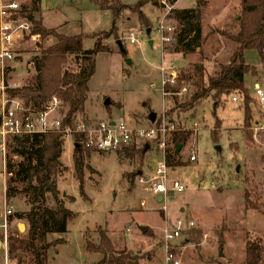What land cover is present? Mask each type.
Returning a JSON list of instances; mask_svg holds the SVG:
<instances>
[{"label":"rangeland","instance_id":"rangeland-1","mask_svg":"<svg viewBox=\"0 0 264 264\" xmlns=\"http://www.w3.org/2000/svg\"><path fill=\"white\" fill-rule=\"evenodd\" d=\"M137 1L115 0V4L130 8ZM239 2L205 0L200 20L203 38L200 46L191 51L173 52L164 49V46L171 47V41L161 42L157 30L164 23L175 25L176 33L181 24L169 17L166 6L159 0L141 7L142 23L136 12L123 9L116 19L113 34H108L112 20L110 10H101L88 0H40L39 12L34 13V17H40L45 28L69 36L82 34L83 50L91 49L96 38L103 46L94 55V72L87 82V98L79 118L123 119L129 124L145 125L153 112L157 124L161 120L171 121L192 131L180 150L184 164L169 172L171 178L183 183L185 190L171 191L161 201L147 189L149 172L154 162L162 158L156 144L134 158L119 157L115 151H91L81 178L85 200L80 196L79 179L73 166L72 142L66 138L61 154L65 169L57 175L56 184L59 197L75 217L68 222L65 233L47 236L48 241L62 240L48 250L47 264H96L99 255L86 252L83 245L85 239L96 242L99 230H106L115 249L140 252L143 256L139 264H160L156 244L165 216L170 219L182 216L194 221V227L186 234L190 241L181 243V264H242L247 240L263 247L264 264V114L254 98L256 87L264 88V76L257 52L248 50L244 58L245 63L255 68L254 74L245 76V84L252 94L249 104L252 119L247 127L243 126L241 100L231 101L234 94L222 96L213 114L210 98L186 110L173 107V100L179 105L189 96L187 85L172 96H164L161 91L163 73L166 77L173 72L177 77L181 72H193L194 67L202 63L205 74H213L219 63L227 62L232 43L222 32L232 30L229 26L239 13ZM195 5V0H178L171 7L184 9ZM22 21L24 18L19 19V23ZM130 32L136 38L135 43L127 40ZM117 40L124 53L116 44ZM53 41L49 37L42 44L48 46ZM35 42L36 37L23 30L10 46L13 60H0V81L4 82L2 74H6L7 87H20L32 75L30 59L37 51ZM64 69L77 70L73 58H69ZM172 85H176V81ZM59 108L56 115H62ZM212 130L217 131L215 140L210 136ZM246 132L251 134L249 140ZM6 152L5 146V156ZM191 155L194 160L189 159ZM6 178L0 154L1 216L6 205H11L14 212L26 210L23 199L5 201ZM141 199L145 201L144 208L139 207ZM249 201H256L259 207L252 208ZM46 202L52 205L50 195ZM21 223L25 225L22 232L18 230ZM142 227L146 228L145 232ZM25 230V221L18 219L8 222L6 227L9 234H23ZM2 235L0 231V264H15V258L7 260L3 256L2 249L6 250V245ZM146 253H153L152 257L147 258ZM20 258L22 264H30L28 255L20 254Z\"/></svg>","mask_w":264,"mask_h":264},{"label":"trees","instance_id":"trees-1","mask_svg":"<svg viewBox=\"0 0 264 264\" xmlns=\"http://www.w3.org/2000/svg\"><path fill=\"white\" fill-rule=\"evenodd\" d=\"M101 10H110L112 14L111 27L108 34L115 33V22L123 9H131L138 15L140 23L143 22L141 7L155 0H138L132 7L115 4V0H88ZM173 5L176 0H166ZM192 8L169 10V17L181 24V28L173 35L171 47L164 46L175 52L191 51L200 46L201 14L205 0H195ZM40 0H29L22 6L18 17L28 18L30 32L28 35L36 37V54L31 57L33 73L27 82L20 87H5L4 91L9 98L21 100L25 106L35 111L43 109L45 103L52 97L60 102L59 110L62 111V128L69 126L74 128L73 116L83 112L84 102L87 98V82L94 72V55L103 49L98 38L91 49L83 50V35H64L53 28H45L40 17H34L39 12ZM232 30L222 32L232 43V50L227 62L219 63L213 74H205L204 66L198 63L193 72H181L176 77V85L164 84L163 91L167 94L178 92L183 85L190 88L187 98L177 105L173 100V107L186 110L199 105L203 100L210 98L213 101V114L219 105L222 96L234 94L242 102L243 126L247 127L252 119L249 104L251 96L245 84V76L254 74L255 68L245 63L244 53L253 50L257 52L264 76V0H240L239 13L229 26ZM52 37L53 43L43 46L45 39ZM73 58L77 70L64 69L69 58ZM6 74L3 81L6 84ZM255 98V96H254ZM148 122L150 124L149 115ZM218 121H215V125ZM62 128L46 133H33L11 135L6 138V156L4 171L5 201L19 198L23 199L26 210L14 212L7 217L8 222L13 219L24 220L26 230L23 234H7L6 257L8 260L16 259L15 264H22L20 254L30 257V264H47L48 250L59 244L62 240L48 241L50 234H61L67 230V224L75 217V213L65 207L59 197L56 184L57 175L65 169L60 161L63 151L64 138ZM247 131V130H246ZM192 131L183 125H175L166 141L165 161L172 169L184 164L180 158V150L189 140ZM213 140L217 137V131H210ZM251 134L246 132L245 137L250 139ZM73 166L79 179L80 196L87 200L82 188V171L87 167L86 160L91 151L78 142V136L74 137ZM147 145V149H145ZM150 143L132 144L130 146L114 150L119 157L134 158L147 152ZM180 149L177 151V146ZM12 156V157H11ZM14 157V158H13ZM17 159V160H13ZM264 162V158H263ZM47 195L52 197V205L46 202ZM252 208H258L256 201H249ZM192 229L189 230V232ZM188 242L190 238L188 236ZM157 242L156 248L159 249ZM86 252L99 255L96 264H139L140 252H130L126 249H115L106 230H99L96 242L85 239ZM244 260L242 264H263V247L252 240H247L244 247ZM153 253H146L151 258Z\"/></svg>","mask_w":264,"mask_h":264},{"label":"built area","instance_id":"built-area-1","mask_svg":"<svg viewBox=\"0 0 264 264\" xmlns=\"http://www.w3.org/2000/svg\"><path fill=\"white\" fill-rule=\"evenodd\" d=\"M29 1V0H28ZM166 6V12L172 8L166 0H159ZM177 1V0H176ZM27 0H0V60L3 58L13 60L10 46L22 31L30 32V24L24 18L22 24L19 23V11L25 5ZM23 19V18H22ZM175 25H166L161 23L157 33L161 42L169 43L173 40L175 34ZM127 40L135 43L136 38L133 33H129ZM160 71L163 73L164 68ZM3 80V74H2ZM176 81V75L170 72L166 77L162 74L161 91L162 95H166L163 91L164 84H173ZM5 83L0 81V154L2 161L5 163V141L8 136L46 133L49 131L59 130L62 128L63 115H56L60 102L57 98L52 97L48 100L43 109L35 111L17 98H9L4 89ZM255 99L264 114V88L256 87L254 90ZM233 103L238 98L233 95L231 97ZM74 128L63 126V138H69L72 144H75L74 137L78 136V142L95 151H114L132 144H147L149 151L152 144H156L157 149L162 153V158L154 162L147 180V189L157 196H161L162 200L166 199L171 191L181 192L185 190L183 183L177 179L170 177V167L165 161L166 141L171 131L174 130L175 124L171 121L161 120L145 125H133L125 122L123 119H108L91 121L79 118L78 114L73 116ZM196 125V123H194ZM194 160V155L189 157ZM139 207H145V201H139ZM13 213L11 205H6L3 209L2 223L0 224L3 233V243L7 246L8 224L7 217ZM194 227V221L190 218L177 216L173 219L166 216L162 219V228L158 242L160 243L158 252L160 253V264H181L180 251L181 243L188 244V236L186 235L190 229Z\"/></svg>","mask_w":264,"mask_h":264},{"label":"water","instance_id":"water-1","mask_svg":"<svg viewBox=\"0 0 264 264\" xmlns=\"http://www.w3.org/2000/svg\"><path fill=\"white\" fill-rule=\"evenodd\" d=\"M30 19H31V16L28 18V20H30ZM116 44L119 46L120 50L124 53L125 50H124V48H123L121 42H120L119 40H117V41H116ZM149 44H151V41H149ZM127 61H129V60H127ZM5 86H6V84H5ZM106 103H107V100H105V104H106ZM149 120H150V122H153V121L155 120V113L152 112V113L149 114ZM145 147H146L145 149H147V145H146ZM179 149H180V146L178 145V146H177V151H178ZM155 199H156L157 201H161V200H162V197H161V196H157ZM24 229H25V225H24L23 223H21V224L18 225V230H19L20 232H22ZM141 230H142L143 232H145V231H146V228H145V227H142ZM0 245H1V242H0ZM220 255H221V254H220Z\"/></svg>","mask_w":264,"mask_h":264},{"label":"crops","instance_id":"crops-1","mask_svg":"<svg viewBox=\"0 0 264 264\" xmlns=\"http://www.w3.org/2000/svg\"><path fill=\"white\" fill-rule=\"evenodd\" d=\"M177 1H178V0H177ZM177 1H176V2H177ZM176 2H175V3H176ZM246 52H247V51H246ZM244 58H245V53H244ZM73 146H74V145L71 143V149H72V151H73ZM70 151H71V150H70ZM61 154H62V153H61ZM60 161H61V163H63V161L61 160V156H60ZM64 205H65V204H64ZM1 217H2V216H1V214H0V218H1ZM13 220H14V219H13ZM13 220H12V221H13ZM16 220H17V219H16ZM10 222H11V221H10ZM10 222H9V223H10ZM18 225H19V224H18ZM0 229H1L0 231L2 232V228H1V226H0ZM1 249H2V248H1ZM2 251L4 252V253H3L4 258L7 259L5 248L2 249ZM7 260H8V259H7Z\"/></svg>","mask_w":264,"mask_h":264}]
</instances>
